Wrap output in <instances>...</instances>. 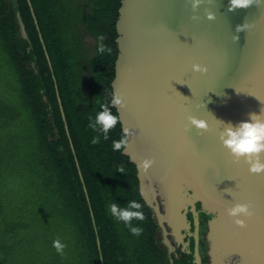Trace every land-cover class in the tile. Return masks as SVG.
<instances>
[{"label": "water", "instance_id": "1", "mask_svg": "<svg viewBox=\"0 0 264 264\" xmlns=\"http://www.w3.org/2000/svg\"><path fill=\"white\" fill-rule=\"evenodd\" d=\"M228 5L204 0L193 12L191 0H119L117 7L109 85L126 101L114 109L122 133L135 135L122 152L158 225L153 238L164 264H264V173L235 163L219 139L221 121L236 125L264 108V4L234 12ZM245 22L250 27L237 33ZM193 63L208 72H193ZM189 115L209 130L186 131ZM146 157L155 163L143 172L137 165ZM237 202L253 212L246 228L227 215Z\"/></svg>", "mask_w": 264, "mask_h": 264}, {"label": "trees", "instance_id": "2", "mask_svg": "<svg viewBox=\"0 0 264 264\" xmlns=\"http://www.w3.org/2000/svg\"><path fill=\"white\" fill-rule=\"evenodd\" d=\"M14 4L23 35L0 0V264H158L135 166L112 148L119 122L107 140L88 128L111 100L119 0ZM98 34L111 54L97 53ZM130 200L146 217L138 237L108 210Z\"/></svg>", "mask_w": 264, "mask_h": 264}, {"label": "clouds", "instance_id": "3", "mask_svg": "<svg viewBox=\"0 0 264 264\" xmlns=\"http://www.w3.org/2000/svg\"><path fill=\"white\" fill-rule=\"evenodd\" d=\"M204 2V0H191V7L193 12H195L198 7ZM211 2V0H209ZM260 7L264 4V0H229V5L227 8L228 12H234L237 9H246L252 5ZM206 16L209 20H214L216 14L206 9ZM192 19H198L197 16H193ZM250 27V25L245 22L242 25H237L236 32L239 33ZM106 36L104 34L97 35V48L98 54L103 55L105 53L111 54L112 48L108 47L104 41ZM234 40H238V35L233 37ZM193 72H198L201 74L208 72V67L205 64L193 63L191 65ZM111 107L123 108L126 106V101L123 96L114 92L111 94V100L105 101L100 105L103 109L96 113L95 118L89 116L88 128L92 129L94 132L103 133V138L108 139V133L110 130L115 128L119 122V116L114 115L110 110ZM188 124L185 125V130L188 131L194 126L196 129L200 130L201 134L209 130V124L205 119L197 118L196 116L189 115L187 117ZM223 128L219 133V139L223 146L226 147L233 157L235 163H239L241 159L249 165V171L254 174L264 173V161L261 157L264 155V108H261L259 114L253 112L249 113V119L246 121H241L236 125L232 123H224ZM135 135V133L130 129L125 127L123 129L122 136L119 140H114L112 142L113 151L125 150L129 144V136ZM93 145L100 143V136L97 135L91 140ZM155 163L153 158H144L137 165L138 170L147 172L149 168ZM119 171L124 172L123 167ZM142 204L136 200L127 201V206L122 207L118 203L114 202L109 206V212L117 221H123L125 226L129 229L132 235L140 236L143 234V228L139 225H133V221H144L146 219L144 212L142 211ZM227 215L232 218L233 223L239 228L247 227V219L253 215L249 203L237 202L231 207L226 209ZM53 247L56 249L57 253L60 255L64 254V250L67 247L65 243H62L60 239L53 241Z\"/></svg>", "mask_w": 264, "mask_h": 264}, {"label": "flooded vegetation", "instance_id": "4", "mask_svg": "<svg viewBox=\"0 0 264 264\" xmlns=\"http://www.w3.org/2000/svg\"><path fill=\"white\" fill-rule=\"evenodd\" d=\"M147 207H148V205H147ZM148 209H149V207H148ZM149 211L151 212V210L149 209ZM153 223H154V231H155V229H157V224H155L156 222L155 221H153ZM154 231H153V236H154ZM153 243H154V246L156 247V250H157V260H158V264H159V262H160V264H164V261H165V255L160 251V249L156 246V244H155V238H153Z\"/></svg>", "mask_w": 264, "mask_h": 264}, {"label": "rangeland", "instance_id": "5", "mask_svg": "<svg viewBox=\"0 0 264 264\" xmlns=\"http://www.w3.org/2000/svg\"><path fill=\"white\" fill-rule=\"evenodd\" d=\"M84 41L87 43L89 42V38L88 37H84Z\"/></svg>", "mask_w": 264, "mask_h": 264}]
</instances>
